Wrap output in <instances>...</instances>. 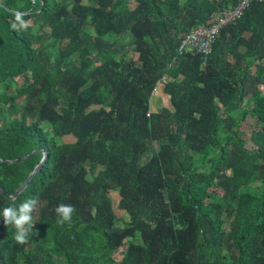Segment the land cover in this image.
Masks as SVG:
<instances>
[{
    "label": "trees",
    "instance_id": "obj_1",
    "mask_svg": "<svg viewBox=\"0 0 264 264\" xmlns=\"http://www.w3.org/2000/svg\"><path fill=\"white\" fill-rule=\"evenodd\" d=\"M238 1L0 0V159L42 149L0 162V187L47 154L0 194L40 201L26 244L0 217V264H264V1L205 60L177 52Z\"/></svg>",
    "mask_w": 264,
    "mask_h": 264
},
{
    "label": "built area",
    "instance_id": "obj_2",
    "mask_svg": "<svg viewBox=\"0 0 264 264\" xmlns=\"http://www.w3.org/2000/svg\"><path fill=\"white\" fill-rule=\"evenodd\" d=\"M264 0H239L235 7L228 8L218 13L217 19L208 26L198 25L187 33L182 39L178 47V55H182L188 52H193L200 55L205 60L212 52L213 44L220 32V30L230 23H234L240 19L245 10L253 2H261ZM170 78L163 77L159 81L157 87L152 93V97L159 93V90L167 84ZM154 95V96H153ZM150 111L147 117L150 115Z\"/></svg>",
    "mask_w": 264,
    "mask_h": 264
},
{
    "label": "clouds",
    "instance_id": "obj_3",
    "mask_svg": "<svg viewBox=\"0 0 264 264\" xmlns=\"http://www.w3.org/2000/svg\"><path fill=\"white\" fill-rule=\"evenodd\" d=\"M24 13L16 12L15 21L11 27L13 30L26 29L28 24L23 19ZM40 201L38 198H29L18 206H8L0 210V217L6 226H12L16 229L14 239L17 244L23 245L28 242V234L34 227L33 214L38 212ZM56 223L63 226L69 223L75 212L71 204H58L55 209Z\"/></svg>",
    "mask_w": 264,
    "mask_h": 264
},
{
    "label": "rangeland",
    "instance_id": "obj_4",
    "mask_svg": "<svg viewBox=\"0 0 264 264\" xmlns=\"http://www.w3.org/2000/svg\"><path fill=\"white\" fill-rule=\"evenodd\" d=\"M130 43L127 42V46L129 45ZM128 50L130 49V46L126 47ZM126 51V50H125ZM124 52V51H123ZM21 85V83H20ZM154 96V95H153ZM168 98V95L165 94V92H162L161 89L159 90V93L157 92V95L152 97V99H150V112H154L156 110H159L161 108H168V106L170 105L168 100L166 99ZM247 98V97H246ZM244 105L241 106V108L243 107ZM245 107V106H244ZM245 132H249L248 129H245V126L242 127L241 129V134L243 133V137L245 138L246 137V133ZM247 139V138H246ZM223 182V178H220L218 181H217V185L221 188V184ZM224 193H225V190H224ZM223 194V193H222ZM111 198L113 199L114 201V207H115V212L117 214L118 217L121 218V220L123 222H126L128 217L123 214L121 211H119L117 209V203H118V198H117V194L116 193H111Z\"/></svg>",
    "mask_w": 264,
    "mask_h": 264
},
{
    "label": "water",
    "instance_id": "obj_5",
    "mask_svg": "<svg viewBox=\"0 0 264 264\" xmlns=\"http://www.w3.org/2000/svg\"><path fill=\"white\" fill-rule=\"evenodd\" d=\"M217 16H218V13L214 15L212 22H214L217 19ZM38 152H42V149L33 150L30 154L24 155V156H22L16 160H2V159H0V162H5V163H9V164H12L14 162H21V161L25 160L26 158H28L30 155L36 154ZM46 159H47V154L45 152H43V157H42L40 163L34 168V170L28 175V177L25 179V181L16 189V191L12 195L8 196L1 187H0V194L2 196H6L10 200H14L28 186V184L30 183V181L32 180L34 175H36V173L39 172L40 168L42 167V165ZM2 225H3L2 221L0 220V234L2 232Z\"/></svg>",
    "mask_w": 264,
    "mask_h": 264
}]
</instances>
